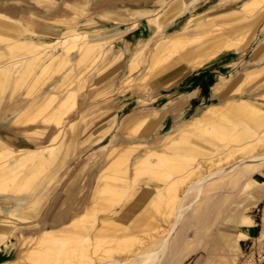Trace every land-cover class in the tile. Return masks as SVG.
Listing matches in <instances>:
<instances>
[{"label":"bare ground","instance_id":"obj_1","mask_svg":"<svg viewBox=\"0 0 264 264\" xmlns=\"http://www.w3.org/2000/svg\"><path fill=\"white\" fill-rule=\"evenodd\" d=\"M198 1L192 0L185 15L187 0H176L166 10L168 14L134 4L89 14L84 12L88 7L76 0L69 17L55 16L47 26L34 21L49 20L38 12L0 10V115L6 111L16 124L35 125L24 131L29 138L21 145L0 124V213L4 216L0 219V248L4 247L7 257L16 253L0 264H182L199 250L206 254L203 264L251 263L256 252L245 254L239 243L252 238L250 230L257 226L251 216L241 213L252 211L264 198V39L251 53L256 64L237 71L228 81L215 82L211 93L216 102L151 143L146 141L149 135L169 113L183 108L189 97L165 105L162 112L127 116L122 126L131 125L123 134L131 142L111 145L101 153L102 165L91 187L86 185L90 189L85 191L84 183L76 191L79 204L61 208L59 196L37 218L56 221L60 215L63 222L12 242L6 238L19 224L34 219L44 199L65 178L66 166L79 147L94 136L104 138L113 127L111 123L86 129V110L78 109L77 118L68 124L72 140L65 150L68 129L64 123L78 103L88 79L85 74L110 56L106 51L113 42L106 36L109 25L144 16L150 31L134 40L127 63H120L121 52L96 72L95 86L125 67L119 88L122 94L147 90L145 96L150 97L151 90L170 87L172 79L205 69L225 56H238L251 44L247 32L262 23L264 0H240L234 4L235 12L228 8L231 0H215L201 12L196 11ZM38 2L54 4L56 0ZM158 4L162 8L163 2ZM181 16L185 18L178 28L164 31ZM250 36L251 40L252 33ZM41 37L51 40L44 42ZM21 56H25L22 61L15 60ZM54 57L67 66L48 69ZM76 67L80 72L74 76ZM58 73L64 75L60 80L55 77ZM47 86L59 91L44 92ZM42 91L44 95L38 98ZM18 98L32 107L6 110ZM116 112H110L104 121L109 122ZM149 116L153 117L150 122L146 121ZM144 122L149 123L145 128ZM51 125L57 131L47 143L38 145V138ZM248 192L253 201L243 207L238 204L236 210L237 200L232 205V198ZM210 237L218 246L216 253ZM254 241L264 253V228Z\"/></svg>","mask_w":264,"mask_h":264},{"label":"rangeland","instance_id":"obj_2","mask_svg":"<svg viewBox=\"0 0 264 264\" xmlns=\"http://www.w3.org/2000/svg\"><path fill=\"white\" fill-rule=\"evenodd\" d=\"M61 1L62 0H60V2ZM70 1H72V0H70ZM109 1L110 0H100L97 4L90 5L89 9H87L84 12L89 13V14H91V13L96 14V13H99L103 9L114 8L115 5H117L116 3H118V2L122 3V0H121V2H120V0H117L118 2L116 0H111L110 2ZM201 1H204V0H199L198 2H196V5L199 4ZM214 1L215 0H212V2H214ZM238 1H240V0H235V1L231 0L229 2L228 8L231 10V12H233V11L235 12L234 4ZM123 2H124V0H123ZM212 2H208L206 5H203L204 3H200V5L196 8V11L201 12L202 10L206 9L207 6L209 7L212 4ZM43 3H47V2H43ZM191 3H192V0H191ZM19 5H21V6H17L14 3H12V0H6V1H2L0 3V7L3 9H6L7 11L8 10L9 11L14 10L15 12H17L19 10V8L22 9V8H30V7H33L35 10H37L38 12H41V13L44 11L43 5L36 4L34 1H30V0H24ZM200 6H202V7H200ZM50 7L52 8V6H50ZM81 7L83 8V6H81ZM14 11H12V12H14ZM53 11H57L59 14H61V13L71 14L72 13V10L70 8L65 7L62 4L57 5ZM80 11H82V10H80ZM163 13L168 14L169 12L163 10ZM186 14L187 13H185V15ZM184 18H185V16L180 19V21L176 25L177 28L181 25ZM263 18H262V23H260V24L258 23L257 25L255 24L252 27L253 29L251 27H249V29L251 28L250 29L251 31L254 30L255 28L256 29L259 28L257 30L255 29V31H253V32H251L249 30L252 33V36H253L252 39L253 40L252 39L250 40V38H251L250 34L251 33H249L248 29L246 30V31H248L247 32L248 36H246V39H247V41H250L249 43H251V44H247L248 46L246 47V49L243 53H241L238 56H231V55L225 56V57L221 58L220 60H218L217 62L211 64L207 68L200 70L197 73H192L190 76L184 78L179 83H175L179 79V77L172 79L171 83H175V84L171 87V89H158V90L155 89L154 91L151 90V95L153 96V99H152V96H150V97L145 96L148 93L147 90L146 91L143 90L141 92L140 91L137 92L135 90H128L124 94H122L120 92L121 90H119V88L122 84L121 81L123 79V73H124L125 67L119 69L117 72L112 74L109 78H107L104 82H101L97 86H95L93 84L94 80L95 81L98 80L96 72H101L105 67H107L114 60V57L116 55H118L122 52V47H121L122 44L120 41L122 39L123 30L126 26L124 24L119 25L118 30L120 33L118 36H120V39H118L117 42H115V43L114 42L111 43L114 48H112V52L109 53L110 56L108 58L106 57V58L100 60L89 73L85 74V76H87L88 79L86 81L84 88L79 93L78 103L73 108V110L71 111V112L74 111V113L72 114V116L70 118L72 120L76 119L78 116V113H79L78 109H80V110L84 109V110H86V115H87L86 116V122H87L86 129L95 130V129L100 128V127H105L111 123L113 124V127L110 130V132L106 135L107 137L105 136L104 138L98 140V138L96 136H94L92 138L94 141L92 139H90L87 143H85V145H82L81 147H79V150L77 152L76 157L71 160V163L69 164V166H66V169H67L66 172H69V178L63 179V181L56 186V189L53 192L49 193V195L44 199L43 203L40 205L39 209L33 214V217H34L33 220H35L34 224H36V225L40 224V227H39L40 229L37 230L35 233H38L44 227H53V226L57 225V223L55 224L53 222L54 218L53 219H51V218L47 219L45 221V223H38L40 221L39 220L40 216L45 211L47 205L50 203V201L52 200V198L54 197V195L57 192L62 193L61 208L62 207L67 208V207H72V206L76 207L80 201L79 197L76 195V191L81 186H84V183H85V191L89 187V185H88V187L86 186L87 184H90V187L93 184V182H94L93 180L95 178V175L97 174V172L100 169V166L102 165L100 162L101 160L99 159V157L101 156V153H105L111 145L116 144V145L123 146V144H128L127 142H131V140L129 138H126V135L123 134L124 130L127 131L126 130L127 127H129L131 125L129 123L127 125L124 124L122 126V123L127 116L134 114V113H138L140 115H146L150 111H152V112L161 111L162 112L165 105L171 106L174 102L176 103V101H178L181 98V95H187V93H189L191 91L193 92L194 90L197 91L200 89L199 94L196 95L195 96L196 98H194V100L190 101L188 105H185L180 110H177V112L169 113V115L166 116V119L161 122V124L156 128V130L151 135H149V138L146 140L147 142L151 143L155 139V137H161V136L167 134L173 128H175L179 123H181L182 121L189 119L193 115L197 114L198 111L200 109L204 108L206 105L213 103V102H216L217 101L216 98L213 97L212 93H211L212 86L215 84L216 81H228L229 79L233 78V76L235 75V73L237 71H245L246 69L252 67L254 64L257 63L258 60L254 59L251 56V53H252L253 48L257 44V42L260 39H264V20H263ZM136 20H138V22L140 24L138 25V28L135 30L134 33L136 35H139V33L143 32V25H146V27H147V23H146L145 17L144 18L143 17H137ZM259 22H261V21H259ZM176 26H175V28H176ZM257 26H259V27H257ZM175 28L174 27L166 28V31L169 32ZM246 28H248V27H245V29ZM149 33H150V31L149 32L147 31V33H145V34H149ZM26 36H27V34H26ZM130 36H133V33H130ZM249 36H250V38L248 39ZM155 39H157L156 36L154 37V40ZM134 40H135V38L133 39V41ZM247 41H245V42H247ZM148 44H149V46L151 45V43H148ZM133 48H135V46H133ZM130 55H131V48H130ZM130 55L128 57L127 54H124V56L121 57V59H119L120 63H127V61L130 60ZM22 57L24 59L25 56L16 57L15 60L18 59V61H22L23 60ZM19 58H21V60ZM58 58L60 59V57H57V58L54 57L51 60H49L50 63L53 60V62L51 64L54 63L55 66L54 65L51 66V64L48 62L50 65V66L48 65V67H50V68H48V67L47 68L51 69L52 71L56 70V69L58 70V68L60 70L62 68L64 69L67 66V63L66 64L65 63L59 64L60 60ZM56 61H58V62H56ZM55 63L58 64V67ZM59 65H61L62 68H60ZM95 70H96V72H95ZM45 71H46V69H45ZM68 72H71V70L67 71V74H68ZM79 72H80V70L76 68L72 71V75L76 76L79 74ZM43 76H45V75H43ZM48 76H49V73H48ZM55 77H56V79L60 80L61 78L64 77V75H61V73L60 74L58 73L55 75ZM124 86H126V85H124ZM46 91L50 92V93H56L59 90L49 89V86H47V88L44 90V92H46ZM202 91H204V92H202ZM44 92L42 91V93L38 96V98L39 97L42 98L41 95H44ZM178 95H180V96H178ZM14 103H16V104H14ZM14 103L11 105V107L7 106L6 110H8V109L10 110L11 108L12 109H20L21 108V109L27 111L28 108L32 107L31 103L29 101L21 100L20 98H18L16 101H14ZM75 108H76V111H75ZM112 111H118V112H116L112 116V118L110 119L109 122H107V121L105 122L104 120L106 119L107 115ZM149 117H148L149 119L147 118L146 121L150 122V119H153V117H151V116H149ZM5 123H9V120H5ZM144 123H145V125H144ZM144 123H143V125L145 128L149 123L147 125H146L147 122H144ZM68 124L69 123H67V122L64 123V126L67 129H68ZM83 125L84 124H81V126H83ZM68 130H70L72 132L71 128H69ZM142 130H143V126H141V130L139 129V132H141ZM66 137H67L65 139L66 141L64 140L65 150L67 149L68 144L72 140V134L69 135L67 133ZM81 141H82V139H81ZM259 178H260V176H259ZM90 187L88 189H90ZM85 196H86V194L83 197H85ZM250 197H251L250 192L241 196L242 199L238 198V197H237L238 198L237 199L234 197V198H232V199H234V200H232V205L235 202V200H237L236 205H235L236 210L239 209V207L241 205H242V207L247 206L248 204H251V201H253V199ZM66 200H67V202H66ZM73 201H75V202L71 203ZM68 203H70V204H68ZM236 206H238V207H236ZM263 209H264V198L259 203V206L253 208L252 211H244L241 213V214H246V215L251 216L257 224V226L255 225L252 228V232H251L252 238L245 239L244 241H241L239 243V250L243 251L245 254H249L252 250H254V252H259V253L261 251L260 247L255 244L254 237H257L259 235V233L261 232V230L264 228V225H263L264 224ZM38 217H39V219H37ZM59 217H61V216L59 215ZM3 218H4V216L0 213V219H3ZM33 220H28L29 222L21 223L20 225H18L16 231H14V233L12 235H10V237H9V234L6 236V238L9 239L8 241L9 242L15 241V238H17L21 235L22 229L24 227L23 225L24 224H28V225L32 224L31 222ZM216 229H217V227H216ZM27 234H28V232H27ZM212 240H214L213 237L208 238L209 244L211 241V245H212V248L214 249V252L215 251L217 252L216 249H218L217 248L218 246H215V244L212 243ZM7 246H8V243H5V247H7ZM15 255H16V253L12 254L11 257H7V254L4 250V247L0 248V261L3 259H12L13 257H15ZM205 258H206V254L204 252H202L201 250H199V251H197V253L190 255L189 258H187L182 264H203V262L205 261ZM244 260H245L244 258H241V261H244ZM261 264H264V262H262Z\"/></svg>","mask_w":264,"mask_h":264},{"label":"crops","instance_id":"obj_3","mask_svg":"<svg viewBox=\"0 0 264 264\" xmlns=\"http://www.w3.org/2000/svg\"><path fill=\"white\" fill-rule=\"evenodd\" d=\"M2 1H6V0H0V3L2 2ZM24 0H12V3H14L15 5H17V6H21V5H19V4H21L22 2H23ZM30 1H34L36 4H39V5H43V9H44V11L46 12H38L37 10L35 11V9L33 8V7H30V8H22V10H32L33 12H38L39 14H42V15H44V16H46L47 18H49V20L48 21H37V20H34L35 22H36V24L37 25H39V26H47V25H51L52 24V18L53 17H55V16H58V15H63V16H66V17H69L71 14H66V13H61V14H59L57 11H53V9L54 8H56V6L57 5H60V4H62V5H64L65 7H68V8H70L71 10H73V8H74V2L76 1V0H72V1H70V0H62L61 2H60V0H56V2L52 5V4H49V3H40V2H38V0H30ZM68 1V2H67ZM78 1V0H77ZM81 3H83L85 6H87L88 7V9H89V7H90V5H92V4H97L100 0H79ZM86 3H84V2ZM111 1V0H110ZM109 1V2H110ZM117 1V0H116ZM60 2V3H59ZM118 2V1H117ZM135 2V3H134ZM158 2H160V3H162L163 2V4H162V8H160V5L158 4ZM176 2V0L174 1V0H124V2H122V3H120L119 4V2L118 3H116L117 4V6H122V7H126V6H130V4H131V6H132V4H134L133 5V7H136V5H137V7H140V8H143V9H146V10H148V11H154V10H160V14L163 12V10H167V9H169V7L172 5V4H174ZM208 2H212V0H204V1H201L200 3H204L203 5H206ZM65 3V4H64ZM70 3V4H69ZM124 3V4H123ZM128 3H129V5H128ZM157 3V4H156ZM187 7H186V9H185V13L186 12H188L189 10H190V8H191V0L189 1V0H187ZM200 3L199 4H197L196 5V8L200 5ZM123 4V5H122ZM126 4V5H125ZM152 4H153V6H152ZM165 4V5H164ZM151 5V6H150ZM158 5V6H157ZM202 5V4H201ZM50 6H52V8L51 9H49V11L50 12H48V7H50ZM148 6V7H147ZM86 7V8H87ZM121 7V8H122ZM151 7H153V8H151ZM167 7V8H166ZM200 7H202V6H200ZM21 8H19V10H20ZM0 10H4V11H7L6 9H3V8H1L0 7ZM47 10V11H46ZM52 10V11H51ZM9 11V10H8ZM48 12V13H47ZM54 14H53V13ZM50 16V17H49ZM139 17H142V16H139ZM182 17H184V16H181L180 18H178V19H176L175 20V22L174 23H170V24H168V25H166V27H165V30L164 31H166V28H170V27H175L176 25H177V23L180 21V19L182 18ZM143 18H144V16H143ZM98 21H100V22H98V23H103L101 20H98ZM147 21V20H146ZM177 21V22H176ZM47 23V24H46ZM48 23H50V24H48ZM130 23V24H129ZM126 27L124 28V30H123V34H122V39H121V47H122V52L124 53V54H127L128 55V57H129V55H130V48L132 49V47H133V44H134V42L135 41H133V39L135 38V40H136V38L138 37V36H141V35H144L145 33H147V28H146V25H143V32L142 33H139V35H136L134 32H135V30L138 28V25L140 24L139 22H138V20H130V21H127V22H125V23H123ZM133 24V25H132ZM86 23H84L83 25H82V28H83V30H84V28L86 27ZM121 25V24H120ZM118 26L119 25H117V24H111V25H109L108 26V30H107V37H109V38H111L112 40H113V42L115 43V42H117V40L118 39H120V36H118L119 35V30H118ZM19 28H21V27H19ZM21 30H23V32H24V34H28L27 32V30L26 29H24V28H22ZM90 32V31H89ZM90 33H96L95 31L94 32H90ZM130 33H133V36H130ZM42 41H44V42H50V38H48V37H41L40 38ZM133 43V44H132ZM112 48H114V47H112V46H110V45H108L107 46V48H106V51L108 52V53H111L112 52ZM77 69H78V67H76ZM203 70V69H202ZM200 71V70H199ZM199 71H192V72H189V73H187V74H185V75H182V76H180L179 77V79L175 82V83H179V82H181L184 78H186V77H188V76H190L192 73H197V72H199ZM95 72H96V70H95ZM174 83V84H175ZM173 84V85H174ZM172 85V86H173ZM172 86H170V87H163V88H161V89H170ZM207 89V88H206ZM200 90V89H199ZM199 90H194L193 92L191 91V92H189V93H187V95H181V98H187V96L189 97V101H188V103L186 104V105H188L189 104V102L190 101H192V100H194V98H196L195 96L196 95H198L199 94ZM202 92H204V91H202ZM182 94V93H181ZM178 96H180V95H178ZM206 96V95H205ZM213 96V95H212ZM214 97V96H213ZM74 113V112H73ZM72 113V114H73ZM72 114L67 118V120H66V122L67 123H69L70 121H72V119H70L71 118V116H72ZM9 112H4L3 114H1L0 115V124L1 125H3V126H5L6 128H9L8 130L10 131V134L12 135V140L14 141V142H16L17 144H21V145H26V138H29V136H27V134L24 132L26 129H33L34 127H35V125H30V126H22L21 124L19 125V124H16V123H14V121L12 120V119H10V118H8L9 117ZM5 116V117H4ZM7 116V117H6ZM5 120H9V123H5ZM65 122V123H66ZM33 126V127H32ZM22 127V128H21ZM25 127V128H24ZM32 127V128H31ZM55 128V129H54ZM21 129H23V130H21ZM57 127L56 126H54V125H51V126H49L48 127V129H47V131H46V133L43 135V137H44V139H43V137H40V138H38V141H37V144L38 145H40V144H45V143H47L49 140H50V138L53 136V134L57 131ZM18 130V131H17ZM54 130V131H53ZM17 131V132H16ZM16 132V133H15ZM13 133H15L14 135H13ZM24 133V134H23ZM67 133H69L70 135L72 134V132L70 131V130H68L67 131ZM52 135V136H51ZM17 136V137H16ZM107 137V136H106ZM18 140V141H17ZM68 166H69V164H68ZM65 178H69V172H67V174H66V176H65ZM64 178V179H65ZM59 196H62V193L61 192H57L55 195H54V197L52 198V200L50 201V203L47 205V207L46 208H49L50 207V205L52 204V202H53V200H55V199H57ZM60 218V220L58 221V220H53V222L56 224L57 223V225L58 224H60V223H62L63 222V217H59ZM44 219V220H43ZM50 219V218H49ZM51 219H53V218H51ZM46 220H47V218H46ZM45 218L42 216V219L38 222V223H45ZM60 222V223H59ZM20 225V224H19ZM40 224H30V225H28V226H24L23 227V229H22V233H21V235L19 236V237H22V236H26V235H33V234H37V233H35L37 230H39L40 228ZM43 229V228H42ZM41 229V230H42ZM40 230V231H41ZM28 232V234H27V232ZM39 231V232H40ZM252 232V230H250V233ZM12 235V234H11ZM252 235V234H251ZM242 241H244V240H242Z\"/></svg>","mask_w":264,"mask_h":264},{"label":"built area","instance_id":"obj_4","mask_svg":"<svg viewBox=\"0 0 264 264\" xmlns=\"http://www.w3.org/2000/svg\"><path fill=\"white\" fill-rule=\"evenodd\" d=\"M252 264H261L262 262H264V253H259L256 252L254 254V258L253 260L250 261ZM250 263V264H251Z\"/></svg>","mask_w":264,"mask_h":264}]
</instances>
